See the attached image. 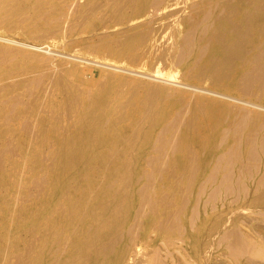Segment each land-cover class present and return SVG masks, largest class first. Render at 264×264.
Returning a JSON list of instances; mask_svg holds the SVG:
<instances>
[{
	"label": "bare ground",
	"instance_id": "6f19581e",
	"mask_svg": "<svg viewBox=\"0 0 264 264\" xmlns=\"http://www.w3.org/2000/svg\"><path fill=\"white\" fill-rule=\"evenodd\" d=\"M75 1L0 0V23L13 26L53 16L62 18ZM177 2L84 0L73 11L86 18L110 13L114 24H128L136 19V29H148L150 21L141 23L140 19ZM189 7L190 14L183 18L186 30L179 53L181 59L184 51H189L186 57L197 53V70L210 74L215 83L230 78L238 89L239 100L264 91V0H202ZM146 39V33L129 36L125 45L140 46ZM10 55H16L17 60L11 62ZM24 59L38 60L24 50L0 47V65L9 70L1 78L26 75ZM44 68L34 77L0 85V123L5 122L0 127V141L5 143L0 145V163L5 153L15 152L18 142H29L35 129L39 133L34 141L46 143L59 136L58 164L78 163L91 157L108 161L114 153V143L121 144V150L111 159L112 172L102 184L97 185L87 175L67 179L63 171L55 172L52 179L44 176L40 180L38 206L44 227L38 233L31 229L33 225L29 227L33 233L25 247V264H127L141 234V220L150 213L159 217L157 226L162 232L180 228L181 207L173 209L177 195L164 190L159 176L179 171L189 173L194 181L203 167L213 163L210 178L218 184L215 194L220 190L240 192L246 187L244 180L264 167V114L260 112L207 96L182 97L179 99L182 105L174 110L165 89L152 85L143 91V84L134 83L131 95L118 105L113 115H108L104 107L113 102L109 83L102 87L106 96L95 97L86 107L79 92L63 90L68 85L70 69ZM59 89L64 92L60 103L54 104L41 95ZM130 104L137 112L133 122ZM128 120L131 132L123 134L117 129V122ZM12 125L20 126L22 132L14 133ZM224 125L228 128L223 132ZM147 148L155 152L149 153ZM136 157H145L150 167L142 176L145 183L139 188L134 179ZM262 173L257 187L263 189L256 198L259 202L252 201L254 204H264V170ZM72 184L76 187L74 191L67 189ZM160 203L165 208L161 212L157 211ZM237 230L232 228L224 233L230 253L236 262L245 257L247 264H257L252 257H264V244L253 238L245 239ZM158 254L151 255L148 264H164ZM142 259L137 264L146 261Z\"/></svg>",
	"mask_w": 264,
	"mask_h": 264
},
{
	"label": "rangeland",
	"instance_id": "374dc122",
	"mask_svg": "<svg viewBox=\"0 0 264 264\" xmlns=\"http://www.w3.org/2000/svg\"><path fill=\"white\" fill-rule=\"evenodd\" d=\"M83 1L76 0L71 9H66L62 18L53 16L36 23H19L13 26L7 22L0 23V47L12 46L14 49L32 53L38 58L36 61L23 60V65L28 69L24 76L1 78L9 70L6 66L0 65L2 79L0 85L34 77L44 66L45 71L68 68L71 74L68 85L63 87V90L67 88L79 92L85 100L86 107L91 105L95 97L106 96V91L102 87L109 83L113 102L104 107L108 115H113L118 105L131 95L134 83L143 84V91L149 90L152 85L165 89L174 110L182 105V102L180 103L182 97L193 99L197 96H207L230 104L243 105L264 114V91L242 98L245 101L249 100V103L241 101L238 89L230 78L215 83L209 77L210 74H202L197 70L195 67L197 53L186 57L185 54L189 51H184V57L181 59L179 53L184 45L186 30L183 18L190 14V5L202 0H177L176 4L166 10L150 14L148 18L143 17L140 19L141 23L150 21L148 29H136V19L128 24H114L110 13L89 18L80 16L73 9ZM130 26L135 28L128 29ZM141 33L147 34L143 44L133 45L132 48L125 45L126 38ZM8 58L14 62L18 57L10 55ZM23 91L25 90L20 92ZM49 91L41 95L54 104L60 103L64 92L61 89ZM129 107V113L132 114L130 120L133 122L134 115L137 118V112L132 104ZM128 123L129 120L118 121L117 129L123 134H128L131 132ZM4 124L5 122L0 123V127ZM12 126L14 133L22 132L20 126ZM227 128L228 125H224L221 130L224 132ZM38 133L39 129H35L29 142L24 140L18 142L15 152L5 153L0 163V264H25V247L31 233H38L44 227L38 206L40 180L45 177L52 179L55 172L63 171L62 173L67 174V179L80 174L90 176L97 185L102 184L105 177L112 172L109 170L113 165L111 159H115L121 150V144L114 143V153L108 161L91 157L78 163L71 161L58 164L56 153L61 148L58 144L59 136L43 143L34 141V136ZM152 140L155 141L156 137L154 136ZM4 144L0 141V145ZM147 151L155 152L149 148ZM262 158L264 159V156ZM134 163L136 174L134 179L139 188L145 183L146 180L142 176L150 167L145 157H136ZM213 170L214 164L209 163L208 168L203 167L201 173L198 172L194 181L190 180L189 173L179 171L159 176V182L164 186V190L177 195L175 199L177 205L173 209L181 207L180 228L162 232L157 226L159 217L150 213L141 220V234L127 259V264H137L142 258V261H146L140 264H148L149 257L158 252L164 264H247L245 257L236 262L227 246L228 241L224 233L235 228L245 239L253 238L264 244V204L252 202H259L256 198L263 188H258L257 182L263 174L264 167L261 166L260 172L255 170L254 175L244 180L247 192L243 188L240 192L220 190L216 194L218 184L210 178ZM139 179H142L140 183ZM68 188L74 191L76 187L72 184L68 185ZM183 200L186 201L184 204ZM164 209V205L160 203L157 211L161 212ZM228 214L229 218L226 217ZM28 219L32 222L29 223ZM205 251L207 253H204ZM252 258L257 264H264L263 256Z\"/></svg>",
	"mask_w": 264,
	"mask_h": 264
}]
</instances>
